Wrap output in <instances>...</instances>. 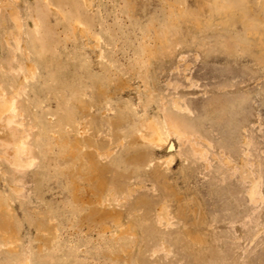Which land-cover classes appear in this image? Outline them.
<instances>
[{
    "label": "rangeland",
    "instance_id": "1",
    "mask_svg": "<svg viewBox=\"0 0 264 264\" xmlns=\"http://www.w3.org/2000/svg\"><path fill=\"white\" fill-rule=\"evenodd\" d=\"M241 3L0 0V264H264V0ZM171 116L204 156L143 140Z\"/></svg>",
    "mask_w": 264,
    "mask_h": 264
},
{
    "label": "bare ground",
    "instance_id": "2",
    "mask_svg": "<svg viewBox=\"0 0 264 264\" xmlns=\"http://www.w3.org/2000/svg\"><path fill=\"white\" fill-rule=\"evenodd\" d=\"M236 3V1L235 2H233L232 4H230V5H220V11H224V13L225 14H227L228 12H231V13H234V7L236 8V5H234ZM244 3H246V0H242V3L241 4H244ZM234 15V14H233ZM17 95V94H16ZM1 100H3V99H1ZM5 101V100H4ZM1 102H3V101H1ZM14 102V101H13ZM12 102V103H13ZM17 103V102H16ZM1 105V104H0ZM180 105V104H179ZM183 105V104H182ZM14 106H15V103H14ZM176 106H177V108H178V105L176 104ZM13 107V106H12ZM12 107H11V110H12ZM13 108H15V107H13ZM3 110V109H2ZM10 111V110H9ZM16 111V110H15ZM5 113V112H4ZM7 113H9L8 111H7ZM11 113V112H10ZM13 116H14V114H16V113H11ZM167 115V114H166ZM169 116V115H168ZM1 117V116H0ZM172 117V116H171ZM1 119V118H0ZM17 119V118H16ZM150 119V118H149ZM14 120H15V118H14ZM167 120V121H166ZM17 121V120H16ZM150 121V120H149ZM148 121V123L146 124V130L148 131V132H145V133H143L142 131V137H143V140L145 141V142H149V143H151V144H154V145H158L159 147H160V145L161 144H163V143H165L167 140H169L168 139V137L169 136H171V135H174L178 140H185L188 144H190V147L192 148V150L195 152V153H200L202 156H204V153L205 152H203V150H205V149H203V150H201L196 144V142L194 143V141H192V139H191V136H190V134L189 133H187L184 129H183V127H182V125H180L179 124V122L178 121H176L173 117L172 118H167V119H165L164 121H165V125H160V124H158V123H156V122H149ZM18 122V121H17ZM1 124V123H0ZM12 125H15V124H11L10 126H12ZM142 125H144V124H142ZM7 126V125H6ZM2 128L4 127V126H1ZM6 128V127H5ZM13 128V127H12ZM143 128V127H142ZM11 131V130H10ZM16 132V130H14L13 131V133H15ZM1 133V132H0ZM4 133V132H3ZM6 133V132H5ZM19 135L20 134H16L15 136L14 135H12V136H14L16 139H17V137H19ZM1 136V135H0ZM2 136H6L5 134H3ZM11 136V137H12ZM22 136V135H21ZM25 137V135H24V133H23V138ZM0 138H2V137H0ZM6 138V137H5ZM9 139V138H8ZM7 139V140H8ZM21 139H22V137H21ZM3 140L4 139H0V144H3ZM9 141H11V140H9ZM23 141V140H22ZM2 142V143H1ZM6 142V141H5ZM13 142V144L12 143H9V144H11V145H16V144H18V146H20L19 145V143H16L15 144V142L14 141H12ZM27 143H28V140L26 141ZM169 143V142H168ZM9 144H7V145H5V144H3L4 146L3 147H8V148H10V146L11 145H9ZM29 144V143H28ZM153 145V146H154ZM17 146V147H18ZM27 146V145H26ZM15 147V146H14ZM14 147H12V148H14ZM21 147V146H20ZM23 147V146H22ZM28 147V146H27ZM24 148V147H23ZM20 149V148H19ZM29 149H31V148H29ZM10 150H13V149H11L10 148ZM27 151V150H26ZM26 151H24L23 150V152L25 153ZM29 151H31V150H29ZM33 151V150H32ZM6 155V154H5ZM14 156V155H13ZM20 156H22V155H20ZM29 157V156H28ZM224 160H225V162L228 164V163H232L231 161H230V159H229V157H227L225 154H224ZM14 158V157H13ZM35 158V157H34ZM14 161V160H13ZM243 175H244V177L245 178H250L251 179V182H252V185H251V190H250V194H251V199L254 197V196H257V194H258V192H260V191H258L259 189H258V184H259V181L258 180H255L254 179V177H252L251 176V174H248V173H245V171H243ZM258 195H261V194H258ZM259 197V196H258ZM258 197H256V198H258ZM255 199V198H254ZM254 201V200H253ZM255 202V201H254ZM163 208V207H162ZM165 208V207H164ZM160 212V211H159ZM165 211L163 210V209H161V212H160V216L161 217H165ZM159 216V215H158ZM162 219V218H161ZM3 231V230H2ZM4 232V231H3ZM11 245V244H10Z\"/></svg>",
    "mask_w": 264,
    "mask_h": 264
}]
</instances>
